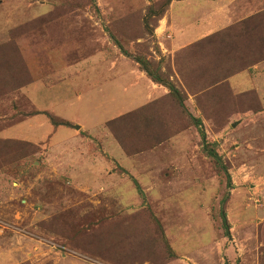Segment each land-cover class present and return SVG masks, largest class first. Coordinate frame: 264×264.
I'll return each instance as SVG.
<instances>
[{"label":"rangeland","instance_id":"rangeland-1","mask_svg":"<svg viewBox=\"0 0 264 264\" xmlns=\"http://www.w3.org/2000/svg\"><path fill=\"white\" fill-rule=\"evenodd\" d=\"M263 13L0 0V264H264Z\"/></svg>","mask_w":264,"mask_h":264},{"label":"crops","instance_id":"crops-1","mask_svg":"<svg viewBox=\"0 0 264 264\" xmlns=\"http://www.w3.org/2000/svg\"><path fill=\"white\" fill-rule=\"evenodd\" d=\"M211 33V32H210ZM210 33H208V34H206V35H204V36H201V37H205V36H207V35H209ZM200 38V37H199ZM186 39H180V40H175V42L176 43H178V45L180 46V45H183V43H184V41H185ZM111 72H114V70H112V69H110L109 67H107V72L106 73H111ZM122 72H123V74H126L127 72H129V69H126V73H124V71L122 70ZM115 73V72H114ZM116 75V74H115ZM122 75V74H121ZM121 75H118V77L119 76H121ZM127 75V74H126ZM129 76V75H128ZM130 78L129 79H131V76H129ZM119 79V78H118ZM129 85L131 86L132 84H131V81L129 82ZM151 86H156V84H154V83H151ZM159 86V85H158ZM129 87V86H128ZM158 88H164L163 86H159ZM165 89V88H164ZM124 90H125V88H124ZM160 90V89H159ZM159 92H160V94H159ZM166 90H163V91H154V90H152V89H145V90H143V93H144V101H143V103L142 104H140L139 106H136V107H133L131 110H134V109H136V108H140V107H142L143 105H146V103L147 102H149V101H152V99H150V96L152 95V94H156V93H158V95L156 94V96H154V95H152L153 97H151V98H154V97H162V96H164L165 94H166ZM131 110H126V111H124V112H121V113H119L118 115H121V114H125V113H127V112H130ZM117 115V116H118ZM30 120V119H29ZM70 122V121H69ZM75 122H78V123H81L82 124V122H80V121H76L75 120ZM75 122H73V123H75ZM85 126V125H84Z\"/></svg>","mask_w":264,"mask_h":264},{"label":"trees","instance_id":"trees-1","mask_svg":"<svg viewBox=\"0 0 264 264\" xmlns=\"http://www.w3.org/2000/svg\"><path fill=\"white\" fill-rule=\"evenodd\" d=\"M262 15H264V13L262 14ZM253 19H255V18H253V17H250V18H248L247 20H245V21H243L242 22V24H241V26H245V25H247L248 23H250ZM231 30V28L230 29H228L227 31L229 32ZM227 34V33H226ZM225 34V35H226ZM126 54V53H125ZM127 55V54H126ZM138 64H140V66L142 67V70L147 74V76L155 83V84H162L161 83V80L158 78V77H152L151 76V73L147 70V68L145 67V66H143V64L141 63V62H139V61H136ZM170 89H171V92H172V94H174V96L179 100L180 98H179V96H177L176 95V92H175V90L173 89V88H171L170 87ZM51 119L55 122V124L54 125H56V124H58L59 123V121H57L54 117H52L51 116ZM198 122V123H197ZM196 123L198 124V127H199V125H201V123H200V121H196ZM200 135H201V137L203 138V142L205 143V134H204V132L201 130L200 131ZM210 153L211 154H213V152L212 151H210ZM228 180H229V178H228ZM137 184V183H136ZM137 186H138V184H137ZM139 189V188H138ZM221 218H222V223H223V226L225 227V229L227 230L228 229V223H227V220H226V216H225V214H224V212H221ZM228 234V233H227Z\"/></svg>","mask_w":264,"mask_h":264},{"label":"water","instance_id":"water-1","mask_svg":"<svg viewBox=\"0 0 264 264\" xmlns=\"http://www.w3.org/2000/svg\"><path fill=\"white\" fill-rule=\"evenodd\" d=\"M74 128L78 130L80 127L78 125H75Z\"/></svg>","mask_w":264,"mask_h":264}]
</instances>
